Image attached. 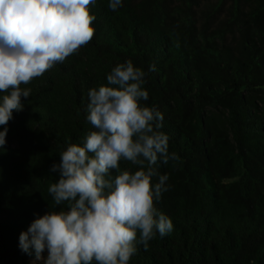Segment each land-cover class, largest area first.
<instances>
[{
    "label": "trees",
    "instance_id": "1",
    "mask_svg": "<svg viewBox=\"0 0 264 264\" xmlns=\"http://www.w3.org/2000/svg\"><path fill=\"white\" fill-rule=\"evenodd\" d=\"M108 4L90 5L91 41L21 85L30 97L0 126L8 128L0 262L33 264L20 234L63 207L48 192L58 180L50 168L91 130L89 90L131 59L146 73L142 103L164 114L169 151L181 159L154 166L169 176L156 207L173 230L157 233L147 250L137 245L129 264H264V0H123L116 11ZM121 168L139 170L126 161Z\"/></svg>",
    "mask_w": 264,
    "mask_h": 264
},
{
    "label": "clouds",
    "instance_id": "2",
    "mask_svg": "<svg viewBox=\"0 0 264 264\" xmlns=\"http://www.w3.org/2000/svg\"><path fill=\"white\" fill-rule=\"evenodd\" d=\"M95 0H0V126L22 111L30 84L94 36ZM123 0H109L112 11ZM178 46V45H177ZM148 71H156L153 63ZM145 71L131 59L117 64L107 84L89 90L82 143H68L50 168L58 180L48 192L60 210L38 216L20 234L19 247L33 264H129L137 245L147 250L173 222L156 201L169 190L159 162H180L162 131L164 114L142 103L149 98ZM8 128L0 131V148ZM130 162L139 170L121 168ZM158 182L153 185V177ZM47 250V257L43 253Z\"/></svg>",
    "mask_w": 264,
    "mask_h": 264
},
{
    "label": "rangeland",
    "instance_id": "3",
    "mask_svg": "<svg viewBox=\"0 0 264 264\" xmlns=\"http://www.w3.org/2000/svg\"><path fill=\"white\" fill-rule=\"evenodd\" d=\"M43 255H44L45 258L47 257V250H45V252L43 253ZM0 264H4V262H0Z\"/></svg>",
    "mask_w": 264,
    "mask_h": 264
}]
</instances>
